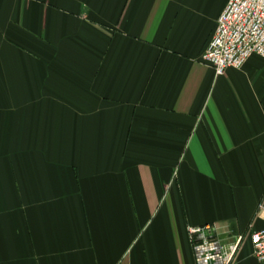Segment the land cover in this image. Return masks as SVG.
<instances>
[{"label": "crops", "instance_id": "0c3cea01", "mask_svg": "<svg viewBox=\"0 0 264 264\" xmlns=\"http://www.w3.org/2000/svg\"><path fill=\"white\" fill-rule=\"evenodd\" d=\"M227 1L0 0V264H195L188 227L264 229V59L200 60Z\"/></svg>", "mask_w": 264, "mask_h": 264}, {"label": "built area", "instance_id": "2783aa9c", "mask_svg": "<svg viewBox=\"0 0 264 264\" xmlns=\"http://www.w3.org/2000/svg\"><path fill=\"white\" fill-rule=\"evenodd\" d=\"M211 40L200 58L215 76L226 70H242L252 57L264 59V0H228L217 18ZM223 234L229 235L223 242ZM225 226L216 223L188 227L187 235L195 264H234L242 244L249 241L253 256L264 264V229L230 236Z\"/></svg>", "mask_w": 264, "mask_h": 264}, {"label": "rangeland", "instance_id": "374dc122", "mask_svg": "<svg viewBox=\"0 0 264 264\" xmlns=\"http://www.w3.org/2000/svg\"><path fill=\"white\" fill-rule=\"evenodd\" d=\"M207 46V45H206ZM206 49V48H205ZM202 56V55H201ZM201 58V57H200Z\"/></svg>", "mask_w": 264, "mask_h": 264}]
</instances>
